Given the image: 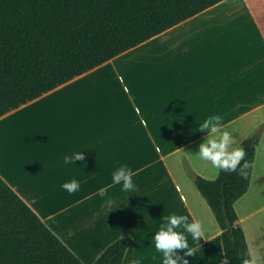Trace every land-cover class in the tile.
<instances>
[{
    "label": "crops",
    "instance_id": "crops-1",
    "mask_svg": "<svg viewBox=\"0 0 264 264\" xmlns=\"http://www.w3.org/2000/svg\"><path fill=\"white\" fill-rule=\"evenodd\" d=\"M219 114L238 146L264 125V0H222L0 117V175L85 263L131 236L122 264H162L164 217L199 220L189 264H220L222 230L196 176L199 130ZM83 152L84 161L64 163ZM127 165L135 190L112 184ZM76 179L79 190L61 185ZM252 257L264 264V131L249 190L236 201ZM183 231V229H178ZM182 264V262H180Z\"/></svg>",
    "mask_w": 264,
    "mask_h": 264
},
{
    "label": "trees",
    "instance_id": "trees-1",
    "mask_svg": "<svg viewBox=\"0 0 264 264\" xmlns=\"http://www.w3.org/2000/svg\"><path fill=\"white\" fill-rule=\"evenodd\" d=\"M220 1L0 0V117ZM263 131L238 145L251 163L246 178H195L228 264L253 258L235 204L250 188ZM132 241L116 239L93 264H122ZM0 264H85L1 175Z\"/></svg>",
    "mask_w": 264,
    "mask_h": 264
},
{
    "label": "clouds",
    "instance_id": "clouds-1",
    "mask_svg": "<svg viewBox=\"0 0 264 264\" xmlns=\"http://www.w3.org/2000/svg\"><path fill=\"white\" fill-rule=\"evenodd\" d=\"M199 130L207 133L204 141L198 146L199 157L209 162L215 169L226 173L237 172L246 178V170L251 167V163L245 159L246 151L236 145L231 132L225 129L222 117L219 114L208 116L200 124ZM84 159V153L77 152L72 156H65L64 163H76L77 160L84 161ZM133 175L127 165H121L112 173V184L122 185V191L125 192L134 191ZM61 187L71 194L78 191L80 185L76 179H72L64 182ZM163 219L165 222L160 225L153 237L156 251L162 254V264H180V262L189 264L186 258L179 255V251H183L184 257H188L193 256L197 248L189 246L184 232L190 234L194 242H199L205 236L202 223L199 220L189 222L186 215L172 214ZM133 264H139V261H134ZM220 264H228V258L224 257ZM241 264H257V260L254 257L241 258Z\"/></svg>",
    "mask_w": 264,
    "mask_h": 264
}]
</instances>
